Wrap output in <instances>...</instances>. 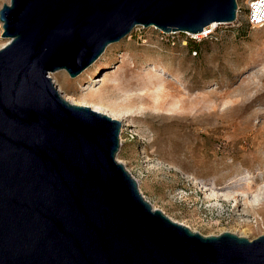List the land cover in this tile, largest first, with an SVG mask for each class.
<instances>
[{
    "label": "water",
    "instance_id": "1",
    "mask_svg": "<svg viewBox=\"0 0 264 264\" xmlns=\"http://www.w3.org/2000/svg\"><path fill=\"white\" fill-rule=\"evenodd\" d=\"M237 0H10L0 8V264H264V233L203 235L152 207L117 160L121 121L64 99L137 24L197 33Z\"/></svg>",
    "mask_w": 264,
    "mask_h": 264
},
{
    "label": "rangeland",
    "instance_id": "2",
    "mask_svg": "<svg viewBox=\"0 0 264 264\" xmlns=\"http://www.w3.org/2000/svg\"><path fill=\"white\" fill-rule=\"evenodd\" d=\"M237 4V21L197 48L189 34L137 24L77 76H50L74 104L132 108L117 116L116 158L152 207L203 235L251 240L264 233V26H247ZM1 32L0 22V48Z\"/></svg>",
    "mask_w": 264,
    "mask_h": 264
},
{
    "label": "built area",
    "instance_id": "3",
    "mask_svg": "<svg viewBox=\"0 0 264 264\" xmlns=\"http://www.w3.org/2000/svg\"><path fill=\"white\" fill-rule=\"evenodd\" d=\"M241 11H242L241 7L238 6L237 4V12H241ZM244 17H245L244 19L245 22L248 23L250 28L263 27L264 26V0H245ZM215 27L207 26L203 29L202 32L186 33V34H189L191 38L199 41L204 38L211 37L214 32Z\"/></svg>",
    "mask_w": 264,
    "mask_h": 264
},
{
    "label": "bare ground",
    "instance_id": "4",
    "mask_svg": "<svg viewBox=\"0 0 264 264\" xmlns=\"http://www.w3.org/2000/svg\"><path fill=\"white\" fill-rule=\"evenodd\" d=\"M216 25H217V23H212L211 25H209V27H215ZM157 89L158 90L156 91L157 93L155 94L154 100H157L159 96L163 95V94H160V93H162V89L161 88H157ZM62 97H63V95H62ZM63 98L66 99L65 97H63ZM67 101H69V100H67ZM69 102H71V101H69ZM91 102L93 103L92 107L94 108V110L105 113V114L109 115L110 117L116 118V119H117L118 114H120L121 112L122 113L128 112L132 109L131 107L126 106L125 104H122V105L119 104L117 106L107 104L105 101H103L102 98H100L99 100H96V101H91ZM91 102H89V103H91ZM88 106H89V104H88ZM258 199L259 198H256V200H258Z\"/></svg>",
    "mask_w": 264,
    "mask_h": 264
},
{
    "label": "trees",
    "instance_id": "5",
    "mask_svg": "<svg viewBox=\"0 0 264 264\" xmlns=\"http://www.w3.org/2000/svg\"><path fill=\"white\" fill-rule=\"evenodd\" d=\"M247 24V26H249L248 25V23H246ZM200 41H202V40H195V39H190V38H188V45H190L191 46V48H197L198 47V42H200Z\"/></svg>",
    "mask_w": 264,
    "mask_h": 264
}]
</instances>
